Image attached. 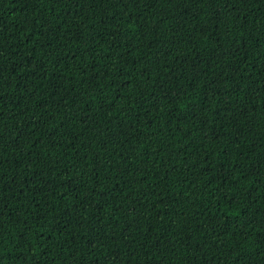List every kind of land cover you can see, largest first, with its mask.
Wrapping results in <instances>:
<instances>
[{"label":"trees","instance_id":"obj_1","mask_svg":"<svg viewBox=\"0 0 264 264\" xmlns=\"http://www.w3.org/2000/svg\"><path fill=\"white\" fill-rule=\"evenodd\" d=\"M0 264H264V0H0Z\"/></svg>","mask_w":264,"mask_h":264}]
</instances>
